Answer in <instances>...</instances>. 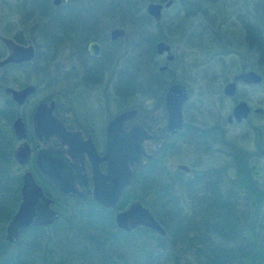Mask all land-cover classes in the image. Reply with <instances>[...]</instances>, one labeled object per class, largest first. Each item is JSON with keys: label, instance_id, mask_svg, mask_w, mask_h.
<instances>
[{"label": "flooded vegetation", "instance_id": "obj_1", "mask_svg": "<svg viewBox=\"0 0 264 264\" xmlns=\"http://www.w3.org/2000/svg\"><path fill=\"white\" fill-rule=\"evenodd\" d=\"M14 1L15 14L18 17L25 15L31 18L28 33L32 35L27 38L24 36L26 33L23 34L18 27L17 33L23 34V38L17 36L7 38L19 45H30L32 58L27 61L6 63L0 69L9 67L15 70L22 65L31 64L36 59L37 47H43L47 56L39 60L44 61V64L60 67L55 77L61 80V94L40 99L33 107L27 108L12 119L11 116L5 119L9 124L12 143L16 142L11 148L14 163L12 181L15 183L13 188L16 191L9 194H16L17 201L4 222V231L9 217L20 201L19 189L22 174L25 172L31 174L36 184L41 187L43 195L51 200L49 207L58 212L56 220L61 216L58 210L61 207L58 204L62 197L80 203L93 202L101 206L91 196L94 171L92 161L96 156H102L105 151L110 121L125 110L135 112L122 122L121 130L129 132L137 126L151 136L142 141L143 149L150 157L142 156L139 163L130 167L132 171L130 182L123 190L130 186L134 170L145 167L154 154L162 156L164 165L166 159L175 158L184 152L188 156L186 157L192 160L189 164L176 161L175 174L180 178L191 179L196 172L201 175L205 170L214 168L208 166L196 169V162L193 160L200 161L198 157L224 154L231 157L233 153L238 152L236 145L241 144L250 134L261 136L259 119L263 109L259 97L255 96L257 91L254 92L255 95L252 91L262 85L263 77L255 66L246 61L237 69H225V74L182 76L179 74L174 78L179 71L178 66L181 63L179 60L182 58L179 49L191 50L201 46L203 41L209 40L208 36L212 31V24H209V21L212 23L209 7L211 0ZM86 1L88 3H85ZM150 3L158 7L149 9ZM259 3L260 0H226L225 6L228 10L221 17V27L225 29L222 30L225 42L228 44L232 42L226 37L228 29L240 30L239 42L243 45L246 43L245 47L252 51L254 63L258 65L261 63L260 47L264 42L261 35V29L264 27L260 21L264 16L261 15ZM1 44L5 51L0 59L8 53L5 44L3 42ZM230 52L226 50V54ZM236 54L239 59V54ZM249 70L260 74L261 80L245 82L235 79L239 73ZM117 79L122 84L121 87L126 89V98L140 96V103H130L119 108L111 106L112 94L114 98L116 97ZM230 82H233L234 92L232 95H226L223 88ZM27 85H32L34 90L22 103H17L10 93L5 94L3 89L11 105L24 107L30 97L37 92L38 86L35 84H25L17 88L8 86L18 90ZM172 85L178 87L172 91L166 102V94ZM181 91L184 92L185 99L180 105V120L178 124L171 123L169 109L172 110L179 101ZM101 92L103 94L107 92L103 96L104 105H101ZM238 102H244L248 107L247 116L239 121L232 116L229 119L233 106ZM41 103L46 105L52 103V106L41 114L46 128L36 133L32 119L36 107ZM221 111L225 114L223 117ZM16 118H20L23 123L24 137L21 139L15 138L11 128ZM169 123L172 125L169 126ZM56 124H60L65 132L63 140L55 135ZM23 142L29 149L28 158L19 164L13 154L16 147ZM153 143H157V148L150 150L148 146ZM39 149H59L62 152L72 168L70 172L72 188L74 192L82 193L83 196L63 192L37 168L34 157ZM262 149L258 150L257 157L264 156L261 154ZM253 156L254 158L244 159L249 173L252 165L261 164L256 160L255 153ZM25 164H30L32 170L20 172ZM178 164L187 166L189 170L177 168ZM261 166L263 174L259 180L264 176V165ZM15 167H18V170H15ZM227 167L221 164L219 168L214 169L223 172ZM97 168L99 172L104 173L106 165L99 162ZM10 200L13 201V198L10 197ZM53 223L39 227L47 228ZM4 231L1 235L6 244L12 245L18 241L19 236L14 242L6 241Z\"/></svg>", "mask_w": 264, "mask_h": 264}, {"label": "trees", "instance_id": "obj_2", "mask_svg": "<svg viewBox=\"0 0 264 264\" xmlns=\"http://www.w3.org/2000/svg\"><path fill=\"white\" fill-rule=\"evenodd\" d=\"M263 43L260 59L264 65ZM11 147L12 136L0 130V246L6 244L1 238L3 225L17 201L16 194H9L16 191L13 188L15 183H10L13 176ZM161 168H157L154 162L141 167L113 208L106 211L93 202L88 203L81 210L83 219L65 226L83 242L77 247L83 254L90 249L87 244L92 243L91 250L100 256L99 264H113L112 251L122 243L126 245V237L130 238L135 231L141 230L146 237L154 239L155 249H161V242L165 240L170 249L188 251L192 264H264V189L259 186L260 180L251 177L244 159L235 165L236 174L228 181H223L221 174L227 168L223 172L208 169L201 175L196 172L191 179L184 181L176 176H169V179L159 177ZM10 197L13 201H8ZM134 199L149 207L165 229L164 236L144 227L130 232L116 228L114 211ZM62 221L60 216L47 228L31 226L24 229L17 241L20 255L9 257L5 264H35V251L43 248L46 245L43 241L48 239L43 238V232ZM153 248L141 252V256L150 259ZM104 250L109 254H103ZM121 262L137 264L138 259L128 262L125 258Z\"/></svg>", "mask_w": 264, "mask_h": 264}, {"label": "rangeland", "instance_id": "obj_3", "mask_svg": "<svg viewBox=\"0 0 264 264\" xmlns=\"http://www.w3.org/2000/svg\"><path fill=\"white\" fill-rule=\"evenodd\" d=\"M14 0H0V37H10L13 36L22 37L23 34L26 33L27 38L31 37L28 33L29 25L32 23L30 17H26L25 15H21L18 17L14 11ZM85 3H88L87 1ZM226 0H211L209 3L210 7V17L212 20V31L209 34V40L203 41L201 46H196L194 49L185 50L183 48L179 49L178 52L181 53V63L178 66V72L176 73V78L179 74L182 76L183 74H196V75H203V74H225V69H237L243 62H249L252 66L257 68L258 72L263 77L262 85L256 90L254 89L252 93L257 91V94L254 95L259 97L261 101V107L263 109V113L261 118L259 119L260 126L262 128L261 136L250 134V136L241 144L236 145V150L238 152L233 153L231 157H226L225 154L223 155H215L214 157H198L193 160L196 162V169L197 168H205L208 166H212L214 168L218 167L223 164L227 167V171L223 172V181H228L229 178H233L236 174L235 165L241 159L245 158H254L253 153H255L257 157V152L259 149L263 147V133H264V65L262 63H254V56L252 51L247 49L246 43L243 45L242 42H239V31L237 28H230L228 29L227 36L230 42L229 44L225 42L223 31L221 27V17L225 15V12L228 10L226 9ZM261 15L264 16V0H260L259 3ZM86 8V7H84ZM261 25L264 27V19L261 18ZM23 34L17 33L19 28ZM225 33V32H224ZM241 34V32H240ZM261 35L264 37V29H261ZM197 42L199 39L196 40ZM241 43V44H240ZM231 51L230 53L226 54V50ZM5 49L0 42V56L4 53ZM238 53L231 54V53ZM47 56L46 51L43 47H37V55L36 59L31 64L22 65L18 69H10L9 67L6 69H0V130L3 132L11 135L9 124L5 121L6 117H10L11 119L13 116L23 112L27 108L33 107L35 103L47 96L55 94L56 96H60L61 94V80L59 77H55V74H58L57 70H59V66L51 65V64H44V61H40L39 59H45ZM184 59V60H183ZM183 60V61H182ZM191 61V62H190ZM192 63V64H191ZM225 67V68H224ZM225 72V73H224ZM211 83V82H210ZM25 84H35L38 86L37 92L30 97L24 107H17L15 105L10 104V99L4 95L3 89L5 87H13L17 88L19 86ZM120 84L119 79H117V86H116V97L114 95L111 96V106H125L128 104H137L140 103L141 97L135 96L134 98L127 99L126 98V89ZM106 93L101 92V105H104L103 96ZM254 96V97H255ZM129 100V101H128ZM255 100V99H254ZM225 105V104H224ZM222 112V111H221ZM222 117L225 115L222 112ZM263 139V140H262ZM13 140V139H12ZM13 147L16 145L14 141L12 143ZM12 148V147H11ZM150 150L157 148V143H153L148 146ZM256 151V152H255ZM187 155L184 152H181V155L176 156L175 158H168L162 164V156L154 154L152 159L148 161L146 166H149L150 163L154 162L157 163V168L162 167V171H160L159 177L168 178L169 176H176L174 163L176 161H181L185 164H189L192 159L186 157ZM255 157V158H256ZM261 164L264 165V156L257 157ZM162 164V165H161ZM14 163L12 164V168ZM145 166V167H146ZM141 168V167H140ZM140 168H136L134 170V174L140 170ZM25 170H32L30 164H25L21 167L20 172ZM196 171V170H195ZM11 175L13 172L11 171ZM13 177H11L10 183H12ZM178 177V176H176ZM184 181V177H181ZM259 186L264 189V178L259 181ZM138 191V189H137ZM8 201H11L8 199ZM89 202H76L72 199L61 198L60 207L58 208L62 222L61 224H57L54 227L46 229L43 232V238H48L46 241V245L43 248H40L35 251V264H99V255H97L94 251H92V243L87 244L90 247L88 252L82 253L78 246L81 247L83 242L76 238L75 232L68 231L66 229V225H74L76 224L79 218L83 219V215L81 210L88 205ZM10 207V204L8 205ZM91 209L95 210L94 207H90ZM106 211L108 210L105 208ZM263 208H261V211ZM81 213V214H80ZM260 225V224H258ZM264 225V224H262ZM107 226V222L106 225ZM4 227V225H3ZM4 231V228H3ZM2 231V234H3ZM132 237V239H130ZM2 238V235H1ZM56 238V239H55ZM126 237V245L120 244L117 248L112 251V258L113 264H122L121 260H128L131 262L134 258L138 259L137 264H192L191 256H189L188 251L182 252V248H169L168 243L164 240L162 241V248L155 249L154 239H149L146 237L145 233L141 230L135 231L132 236ZM3 240V239H2ZM154 247V248H153ZM149 248H153V252L150 256V259H146L143 254L141 256V252L148 250ZM20 244L16 242L15 244H5L0 246V264H5L7 259L16 257L20 255ZM79 252V253H78ZM103 252V251H102ZM109 254L104 250L103 254ZM120 257V258H118ZM121 257L123 259H121ZM130 264V263H129Z\"/></svg>", "mask_w": 264, "mask_h": 264}, {"label": "water", "instance_id": "obj_4", "mask_svg": "<svg viewBox=\"0 0 264 264\" xmlns=\"http://www.w3.org/2000/svg\"><path fill=\"white\" fill-rule=\"evenodd\" d=\"M158 7L150 3L148 8ZM7 48V55L0 59V67L9 62L27 61L32 58V47L30 45L23 46L13 42L7 37H0ZM235 79L245 82H258L261 80L260 74L249 70L239 73ZM178 85H172L167 94L166 102L172 91ZM34 90L32 85L24 86L18 90L9 87L4 88V93L9 94L17 102L22 103L24 98ZM182 92V91H181ZM226 95H232L234 92L233 82L226 84L223 88ZM185 99L184 92L181 93L179 101L174 108L169 109V118L171 123H179L180 105ZM52 106V103L46 105L39 104L34 112L32 123L36 133L46 128L45 121L41 118V114ZM49 110V109H48ZM135 110H125L117 114L107 127V144L102 156L95 158L93 164V189L91 192L92 199L104 208L113 207L121 196L122 190L129 185L132 171L130 167L140 162L141 157L149 158L146 154L142 141L151 135L146 134L143 130L134 126L129 132L121 130L122 122L129 118ZM248 113V107L244 102L236 103L229 115V119L234 117L236 121L245 118ZM169 123V126L172 125ZM12 131L16 139L24 137L23 123L20 118H16L11 125ZM56 136L63 140L65 134L60 124L55 125ZM139 132V133H138ZM28 146L25 142L17 146L14 151V158L17 163L22 164L28 158ZM264 154V148L261 150ZM37 168L54 184L69 194H77L83 196L82 193L74 192L72 188V168L66 162L62 152L59 149H39L34 157ZM104 162L106 165L105 172L98 171L97 165ZM177 168L188 171L185 165L178 164ZM18 170V167H15ZM263 170L261 164H255L250 167V175L253 179L259 180L262 177ZM20 201L16 210L11 214L7 224L5 225L4 239L8 242L17 240L20 232L31 226H47L58 218V212L49 207L50 199L46 198L41 187L36 184L29 172L22 174V183L19 189ZM113 222L119 230L130 232L137 227L147 228L160 236L165 235V229L160 225L152 214L149 207L140 200L134 199L130 201L125 208L117 210L113 214Z\"/></svg>", "mask_w": 264, "mask_h": 264}]
</instances>
